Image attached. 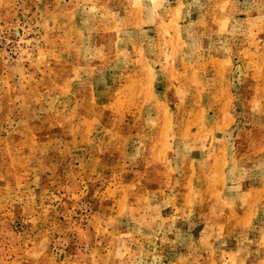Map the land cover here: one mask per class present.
<instances>
[{
	"label": "rangeland",
	"instance_id": "obj_1",
	"mask_svg": "<svg viewBox=\"0 0 264 264\" xmlns=\"http://www.w3.org/2000/svg\"><path fill=\"white\" fill-rule=\"evenodd\" d=\"M0 264H264V0H0Z\"/></svg>",
	"mask_w": 264,
	"mask_h": 264
}]
</instances>
